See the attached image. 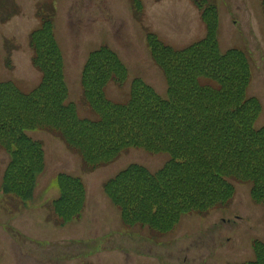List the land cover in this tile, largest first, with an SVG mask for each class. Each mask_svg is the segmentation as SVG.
<instances>
[{"label":"rangeland","instance_id":"1","mask_svg":"<svg viewBox=\"0 0 264 264\" xmlns=\"http://www.w3.org/2000/svg\"><path fill=\"white\" fill-rule=\"evenodd\" d=\"M0 0V83L32 91L42 81L33 63L30 34L45 13L53 14L67 89V103L81 119L98 115L85 99L83 72L90 54L107 47L125 69L121 83L109 81L106 99L125 102L132 85L141 82L167 98L164 71L147 43L153 35L176 51L207 35L201 11L192 0ZM136 2V1H135ZM262 0H206L217 10L219 51L243 50L251 81L246 95L260 111L253 127H264V12ZM202 77L199 84L213 87ZM42 144L44 168L37 175L32 197L22 201L1 190L9 163L0 148V264H242L255 259L254 245L264 244V203H255L249 182L230 180L234 196L225 206L204 213H184L162 233L148 225H125L104 184L129 166L151 173L162 169L167 152L128 148L96 168L56 132L28 130ZM60 175L81 179L84 206L65 223L52 208L59 194Z\"/></svg>","mask_w":264,"mask_h":264},{"label":"trees","instance_id":"2","mask_svg":"<svg viewBox=\"0 0 264 264\" xmlns=\"http://www.w3.org/2000/svg\"><path fill=\"white\" fill-rule=\"evenodd\" d=\"M192 1L207 25L205 38L176 51L153 35L147 37L150 53L167 79V98L136 82L125 102H111L103 95L104 87L112 80L121 83L125 69L107 47L90 54L82 85L98 115L95 121L79 118L66 102L53 14L45 13L30 34L33 63L42 81L27 93L0 83V148L9 155L3 193L22 201L32 197L44 152L26 132L42 128L58 133L91 169L128 148L170 155L155 173L132 165L104 184L125 225L144 224L165 233L184 213L225 206L234 196L230 180L251 183L253 201L264 203V127H253L260 106L246 95L249 59L241 49L219 51L216 7L206 0ZM261 7L264 12V0ZM202 77L215 85L202 86ZM57 184L60 194L52 208L65 223L80 215L84 187L81 179L66 175L58 176ZM254 251L255 259L242 264H264V244L256 243Z\"/></svg>","mask_w":264,"mask_h":264}]
</instances>
